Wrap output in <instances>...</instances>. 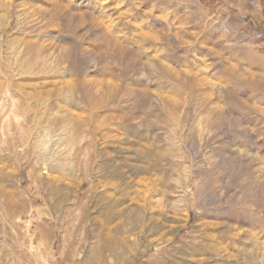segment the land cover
I'll use <instances>...</instances> for the list:
<instances>
[{"label": "rangeland", "instance_id": "1", "mask_svg": "<svg viewBox=\"0 0 264 264\" xmlns=\"http://www.w3.org/2000/svg\"><path fill=\"white\" fill-rule=\"evenodd\" d=\"M263 37L264 0H0V264H264Z\"/></svg>", "mask_w": 264, "mask_h": 264}, {"label": "bare ground", "instance_id": "2", "mask_svg": "<svg viewBox=\"0 0 264 264\" xmlns=\"http://www.w3.org/2000/svg\"><path fill=\"white\" fill-rule=\"evenodd\" d=\"M27 52H28V54L30 55V54H32V55H36V51H35V49H34V46H29L28 47V50H26ZM27 54V55H28ZM38 54V53H37ZM71 56V55H70ZM71 58H75L74 56L73 57H71ZM78 62L80 63V61H78V60H76L75 62H73L72 63V66L70 67V66H68V67H70V69H69V71H77L81 66L78 64ZM86 62V61H85ZM82 64V63H81ZM58 65H62V64H58ZM83 66V65H82ZM30 68V67H29ZM61 70H62V67H61ZM80 71V70H79Z\"/></svg>", "mask_w": 264, "mask_h": 264}, {"label": "built area", "instance_id": "3", "mask_svg": "<svg viewBox=\"0 0 264 264\" xmlns=\"http://www.w3.org/2000/svg\"><path fill=\"white\" fill-rule=\"evenodd\" d=\"M262 48H264V37L261 39Z\"/></svg>", "mask_w": 264, "mask_h": 264}]
</instances>
